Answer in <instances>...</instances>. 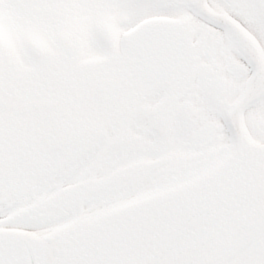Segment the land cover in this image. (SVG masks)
I'll return each instance as SVG.
<instances>
[{"label":"snow or ice","instance_id":"6c2138e0","mask_svg":"<svg viewBox=\"0 0 264 264\" xmlns=\"http://www.w3.org/2000/svg\"><path fill=\"white\" fill-rule=\"evenodd\" d=\"M0 264H264V0H0Z\"/></svg>","mask_w":264,"mask_h":264}]
</instances>
